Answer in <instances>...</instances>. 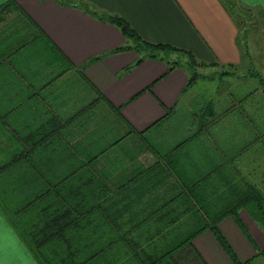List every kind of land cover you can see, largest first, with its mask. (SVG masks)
Listing matches in <instances>:
<instances>
[{"label":"crops","instance_id":"obj_1","mask_svg":"<svg viewBox=\"0 0 264 264\" xmlns=\"http://www.w3.org/2000/svg\"><path fill=\"white\" fill-rule=\"evenodd\" d=\"M15 1L0 20V264H40L13 222L31 223L23 200L50 189L77 194L110 229L85 264H234L210 230L196 233L235 190L257 187V88L186 105L189 73L171 65L252 64L222 0ZM235 1L264 14V0ZM89 11L183 54L137 64L133 41ZM218 229L241 264H264V230L246 210Z\"/></svg>","mask_w":264,"mask_h":264},{"label":"trees","instance_id":"obj_2","mask_svg":"<svg viewBox=\"0 0 264 264\" xmlns=\"http://www.w3.org/2000/svg\"><path fill=\"white\" fill-rule=\"evenodd\" d=\"M222 2L227 11L237 21L241 31V39H246L245 28H243V24L240 23V21L245 13L251 12V10L247 9L245 13L240 12L241 10L239 11L237 8L235 0H222ZM12 7L17 8L15 0L0 7V20ZM90 13L98 16L101 20L108 21L118 26L127 39L133 41V49L144 55L137 64H140L147 58L168 60V55L178 54L180 56V54H183V51L168 45L145 42L123 19L117 16L98 14L95 11H91ZM262 17H264V14H262ZM131 49L132 47L129 46L122 47L118 49L116 53ZM171 65L173 68H184L185 66V69L189 73L188 88H191L198 78L193 68L204 67V65L197 63L191 56L188 57L186 63L182 64L180 61H177L171 62ZM255 77L259 78L260 84L264 88V79L260 76L257 77V75ZM209 112L210 108L204 104L198 113L203 123V120L209 117ZM199 131H201V129ZM3 169L4 168H0V171ZM25 184H27L26 181L24 185ZM233 187L236 189L235 186ZM244 189L245 190H235V192L226 199L227 201L224 202L226 206L225 209L221 210L216 218H212V223L204 225L196 233L199 234L205 230H210L234 264L241 263L237 260L231 247L219 232V220L228 215L237 217L238 213L244 209L252 220L264 230V188L261 189L258 186L255 188L248 184ZM28 192V195L31 196V192L29 190ZM77 198V194L65 195L58 193L55 189H50L46 194H39L35 197L23 200V206L33 207L31 210V212L33 211V220H31L29 224L15 222H13V224L16 229L19 230L28 249L40 264H85L84 262H86V259H83L84 255L88 253L89 249L91 250L95 246V241L93 240L95 233L100 235V239L96 241V243H98L99 246L102 245L105 251L106 248H109V227H106L107 229H104L105 227L97 228L93 223L94 220H92L94 217V209L78 210ZM39 200H42V202L35 207L34 205ZM22 210L26 209L22 208ZM21 213L24 214L25 211ZM83 215L84 218H81ZM260 255L264 258V251L261 252ZM93 256L90 257L91 259L88 258V260L92 261L94 258Z\"/></svg>","mask_w":264,"mask_h":264},{"label":"rangeland","instance_id":"obj_3","mask_svg":"<svg viewBox=\"0 0 264 264\" xmlns=\"http://www.w3.org/2000/svg\"><path fill=\"white\" fill-rule=\"evenodd\" d=\"M240 12L244 9L237 5ZM240 23L245 28L248 49L252 52V64L242 65L238 69H201L193 68L197 73V81L184 101L186 105L196 102L204 103L211 98L221 101L229 93L246 94L257 88V186L264 188V88L259 78L264 79V17L257 10L245 13ZM169 57L172 55H168ZM181 63H186L183 58ZM185 68V66H184ZM251 76V77H248ZM250 90V91H249Z\"/></svg>","mask_w":264,"mask_h":264},{"label":"snow or ice","instance_id":"obj_4","mask_svg":"<svg viewBox=\"0 0 264 264\" xmlns=\"http://www.w3.org/2000/svg\"><path fill=\"white\" fill-rule=\"evenodd\" d=\"M0 232H2V226H0Z\"/></svg>","mask_w":264,"mask_h":264}]
</instances>
